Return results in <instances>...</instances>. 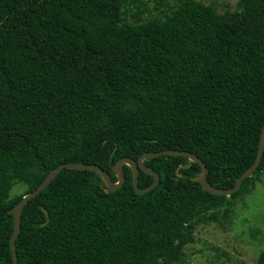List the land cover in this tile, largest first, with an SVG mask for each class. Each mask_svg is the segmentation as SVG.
Segmentation results:
<instances>
[{
	"label": "trees",
	"instance_id": "1",
	"mask_svg": "<svg viewBox=\"0 0 264 264\" xmlns=\"http://www.w3.org/2000/svg\"><path fill=\"white\" fill-rule=\"evenodd\" d=\"M152 1L164 18L145 19V0H0V264L13 262L9 211L62 164L97 165L116 183L122 158L185 151L218 189L254 164L264 0L224 13L199 0ZM144 163L160 175L144 195L128 166L117 191L95 172L61 171L24 208L18 264H186L196 228L230 226L264 176L263 155L236 193L216 196L187 157ZM154 180L140 171L139 188Z\"/></svg>",
	"mask_w": 264,
	"mask_h": 264
},
{
	"label": "rangeland",
	"instance_id": "2",
	"mask_svg": "<svg viewBox=\"0 0 264 264\" xmlns=\"http://www.w3.org/2000/svg\"><path fill=\"white\" fill-rule=\"evenodd\" d=\"M214 4L220 13L234 11L238 0H199ZM147 2L144 18L151 19L163 14L154 10L155 3ZM174 6L176 0H171ZM22 186V185H19ZM16 187L12 196L22 189ZM232 224L226 229L217 224L200 225L195 230L196 241L185 248L186 264H257L264 251V176L256 183L253 192L234 205ZM225 254V255H224Z\"/></svg>",
	"mask_w": 264,
	"mask_h": 264
},
{
	"label": "water",
	"instance_id": "3",
	"mask_svg": "<svg viewBox=\"0 0 264 264\" xmlns=\"http://www.w3.org/2000/svg\"><path fill=\"white\" fill-rule=\"evenodd\" d=\"M264 155V127L262 130L260 142H259V148L256 156V160L254 164L247 169L237 180L236 185L232 189H218L214 186H212L207 181V167L203 161H201L197 156L193 155L190 152L185 151H177V150H170V151H160V152H149L144 153L141 155L138 159V161H135L131 158H122L114 165V173L118 178V181L115 183L112 181L110 175L104 171L101 167L97 165H88L83 163H69V164H62L58 166L57 168L53 169L47 177L44 179V181L37 187V189L30 194H27L23 197L21 201L17 203L10 211L9 214L13 215L15 217L14 221V231L10 238V249L13 257L12 264H18V254L16 250V240L18 235L21 232V221H22V215L25 206L28 204L29 201L33 200L37 196H39L56 178V176L61 173L64 169L68 170H76V171H92L97 173L101 179L103 180L104 184L108 189L111 191H117L120 190L126 181L125 173H124V167L128 166L132 170L133 173V187L138 195H144L146 193H149L153 189H155L159 182H160V175L154 171L151 167H148L145 165V160L147 159H153L158 158L161 156H174V157H187L191 162L198 163L202 171L200 175L195 179L197 182H199L202 185V189L206 192H209L216 196H227L230 197L232 194L236 193L242 186L243 182L251 177L254 172L257 170L259 165L261 164L262 158ZM113 156L111 157L112 162ZM140 171H143L144 173L151 175L155 178L154 182L145 189L139 188V174ZM44 212L47 216V222L45 224H48L49 222V213L46 209H44Z\"/></svg>",
	"mask_w": 264,
	"mask_h": 264
}]
</instances>
